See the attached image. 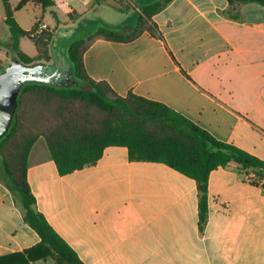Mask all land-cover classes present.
<instances>
[{
    "label": "crops",
    "instance_id": "1",
    "mask_svg": "<svg viewBox=\"0 0 264 264\" xmlns=\"http://www.w3.org/2000/svg\"><path fill=\"white\" fill-rule=\"evenodd\" d=\"M8 1L28 34L44 23L46 34L66 27L74 35L96 19L99 29L129 33L132 19L158 0H54L46 9L33 1L17 9L21 0ZM149 24L155 33L146 29L130 42L86 38L89 77L120 96L161 103L216 140L264 160V8L171 0ZM96 32L85 29L78 38ZM10 38L0 0V73L12 60ZM20 49L38 55L30 35L20 39ZM257 171L235 162L214 170L204 220L195 179L164 163L132 161L126 147H107L96 164L61 175L41 137L27 175L36 210L83 264H264V182L247 180ZM24 214L0 157V264H57L52 256L23 263L40 242Z\"/></svg>",
    "mask_w": 264,
    "mask_h": 264
},
{
    "label": "trees",
    "instance_id": "2",
    "mask_svg": "<svg viewBox=\"0 0 264 264\" xmlns=\"http://www.w3.org/2000/svg\"><path fill=\"white\" fill-rule=\"evenodd\" d=\"M2 1L11 33L8 48L12 59L17 58L26 65L51 62L53 57L47 54V49H40L38 41L35 42L38 48L35 57L20 49V39L30 34L18 25L9 1ZM30 1L44 9L55 5L54 0H21L17 9ZM93 1L95 5H100L106 0ZM170 1L158 0L144 6L135 28L129 33L100 28L94 35L73 40L67 46L66 56L78 82L76 87L59 88L42 83H26L23 86L13 123L0 140L6 184L21 203L26 223L40 237L39 244L26 251L27 258L23 259V263L52 256L57 264H83L75 250L35 208L36 197L27 175L28 156L41 137L46 140L61 175L96 164L104 150L111 146L126 147L132 161L168 165L198 182L203 220L208 211V180L214 170L235 162L245 169L264 171V160L232 144L216 140L169 107L133 93L120 96L109 84L97 82L86 73L83 62L86 38L104 36L119 42H130L146 29L155 33V26L149 21ZM230 2L256 3L264 8V0ZM48 35V45L51 46L54 33ZM74 105L80 106L74 108Z\"/></svg>",
    "mask_w": 264,
    "mask_h": 264
},
{
    "label": "water",
    "instance_id": "3",
    "mask_svg": "<svg viewBox=\"0 0 264 264\" xmlns=\"http://www.w3.org/2000/svg\"><path fill=\"white\" fill-rule=\"evenodd\" d=\"M74 32V28L66 27L55 32L52 41L55 55L51 62L26 65L14 58L0 73V140L9 132L18 108L19 94L26 83H42L59 88L78 85L66 56L67 48L60 44L61 39L70 38Z\"/></svg>",
    "mask_w": 264,
    "mask_h": 264
},
{
    "label": "rangeland",
    "instance_id": "4",
    "mask_svg": "<svg viewBox=\"0 0 264 264\" xmlns=\"http://www.w3.org/2000/svg\"><path fill=\"white\" fill-rule=\"evenodd\" d=\"M133 20V22L136 24L137 23V18H133L132 19ZM100 26H102V24H101V22L98 20V19H96L95 21H93V22H90V24L88 25V26H85V27H83V28H79L77 31H76V33L74 34V35H72L70 38H64V39H61L60 40V44L62 43L63 45L65 44V45H70L72 42H73V40H75V39H77L78 38V36H80L81 34H82V31L84 30L85 31V29H86V32H89V33H91V32H96L98 29H99V27ZM85 28V29H84ZM55 35V34H54ZM48 37H49V35L48 34H46V33H43L41 36H38V37H31V41L33 42V43H35L36 41H38L39 42V44H40V49L42 50V51H44V49H47V54H51V56L52 57H54V49L52 48V45L51 46H49L48 44H49V41H48ZM39 49V50H40ZM37 56V55H36ZM33 57H35V56H33ZM2 72V71H1ZM76 106H80V105H74L73 107L75 108ZM68 106H66V108H67ZM252 174H254V173H252ZM256 178H259V179H264V171H262V170H260V171H257V176H256Z\"/></svg>",
    "mask_w": 264,
    "mask_h": 264
},
{
    "label": "built area",
    "instance_id": "5",
    "mask_svg": "<svg viewBox=\"0 0 264 264\" xmlns=\"http://www.w3.org/2000/svg\"><path fill=\"white\" fill-rule=\"evenodd\" d=\"M48 29V26L44 23H38L31 31H30V37H36V36H39L41 34H43L46 30ZM257 174L254 173V174H250L248 175L247 177V180L250 182V183H253V184H256V185H261L263 182H264V179H259V178H256Z\"/></svg>",
    "mask_w": 264,
    "mask_h": 264
}]
</instances>
